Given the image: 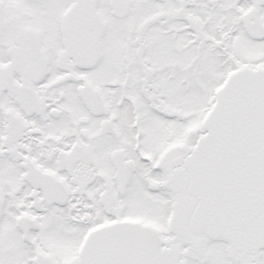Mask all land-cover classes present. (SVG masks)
<instances>
[{
  "label": "snow or ice",
  "instance_id": "obj_1",
  "mask_svg": "<svg viewBox=\"0 0 264 264\" xmlns=\"http://www.w3.org/2000/svg\"><path fill=\"white\" fill-rule=\"evenodd\" d=\"M0 264H264V0H0Z\"/></svg>",
  "mask_w": 264,
  "mask_h": 264
}]
</instances>
